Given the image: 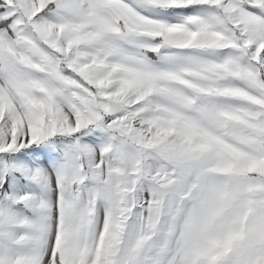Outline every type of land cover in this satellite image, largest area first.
<instances>
[{
	"label": "snow or ice",
	"instance_id": "6c2138e0",
	"mask_svg": "<svg viewBox=\"0 0 264 264\" xmlns=\"http://www.w3.org/2000/svg\"><path fill=\"white\" fill-rule=\"evenodd\" d=\"M0 264H264V0H0Z\"/></svg>",
	"mask_w": 264,
	"mask_h": 264
}]
</instances>
